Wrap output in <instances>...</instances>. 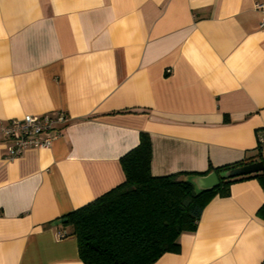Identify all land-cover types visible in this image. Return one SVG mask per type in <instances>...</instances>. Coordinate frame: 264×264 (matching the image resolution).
Returning a JSON list of instances; mask_svg holds the SVG:
<instances>
[{
    "label": "crops",
    "instance_id": "crops-1",
    "mask_svg": "<svg viewBox=\"0 0 264 264\" xmlns=\"http://www.w3.org/2000/svg\"><path fill=\"white\" fill-rule=\"evenodd\" d=\"M258 2L0 0V128L26 114L70 117L50 147L14 158L0 132V264H84L54 221L124 180L120 157L140 132L153 175L257 154ZM263 203L258 178L233 182L153 264H264Z\"/></svg>",
    "mask_w": 264,
    "mask_h": 264
},
{
    "label": "trees",
    "instance_id": "trees-1",
    "mask_svg": "<svg viewBox=\"0 0 264 264\" xmlns=\"http://www.w3.org/2000/svg\"><path fill=\"white\" fill-rule=\"evenodd\" d=\"M151 140L140 132L138 144L120 157L124 180L62 216L84 264H153L164 253L179 250L182 232L193 231L202 210L215 196H226L238 180L258 178L264 187V170L232 178H220L208 190L196 189L192 176L219 173L255 162V155L204 172L179 171L153 175ZM264 216V203L258 210Z\"/></svg>",
    "mask_w": 264,
    "mask_h": 264
},
{
    "label": "built area",
    "instance_id": "built-area-1",
    "mask_svg": "<svg viewBox=\"0 0 264 264\" xmlns=\"http://www.w3.org/2000/svg\"><path fill=\"white\" fill-rule=\"evenodd\" d=\"M255 8L261 13L259 25L264 27V2L256 3ZM69 121L70 117L63 110L41 115L26 114L22 118L8 120L0 128L7 141L6 157L19 156L27 148L50 147ZM256 151L259 160L264 161V127L256 131Z\"/></svg>",
    "mask_w": 264,
    "mask_h": 264
},
{
    "label": "water",
    "instance_id": "water-1",
    "mask_svg": "<svg viewBox=\"0 0 264 264\" xmlns=\"http://www.w3.org/2000/svg\"><path fill=\"white\" fill-rule=\"evenodd\" d=\"M264 170V161L259 160L252 163L240 165L231 169H227L216 173L215 171H210L203 175H196L191 178L196 189L198 190H208L219 184L220 178H232L241 175H248L252 173L261 172ZM65 218H60L54 221V224H61Z\"/></svg>",
    "mask_w": 264,
    "mask_h": 264
},
{
    "label": "rangeland",
    "instance_id": "rangeland-1",
    "mask_svg": "<svg viewBox=\"0 0 264 264\" xmlns=\"http://www.w3.org/2000/svg\"><path fill=\"white\" fill-rule=\"evenodd\" d=\"M256 160H259V158H258V156H257V154L255 155V157H254Z\"/></svg>",
    "mask_w": 264,
    "mask_h": 264
}]
</instances>
